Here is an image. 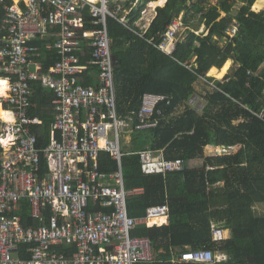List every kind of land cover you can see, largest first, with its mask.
<instances>
[{"label": "built area", "instance_id": "2783aa9c", "mask_svg": "<svg viewBox=\"0 0 264 264\" xmlns=\"http://www.w3.org/2000/svg\"><path fill=\"white\" fill-rule=\"evenodd\" d=\"M125 1L130 0H0V264L154 260L150 239L133 231L154 226L151 219L156 217H165L162 225L168 224L169 205L150 206L141 217L129 214L128 196L141 189L125 187L122 138L155 128L158 105L171 99L146 93L138 111L124 117L118 113L117 64L107 20L127 25L123 13L131 8ZM183 28L182 17L175 18L158 47L172 54L175 48L167 47L172 40L177 43ZM238 30L235 19L226 35L232 39ZM86 48L91 49L89 63L82 61ZM44 51L60 57L47 70L40 59ZM91 67L95 69L89 72ZM35 82L53 94L55 115L45 145L35 129L43 123L33 114ZM257 115L264 119V110ZM233 147L208 146L216 155L231 154ZM103 151L117 161L116 171H101ZM139 154L146 174L182 171L187 165L182 158H167L163 149ZM24 204L38 225L23 223ZM228 231L213 223V240L226 239ZM227 259L225 252L188 248L173 264Z\"/></svg>", "mask_w": 264, "mask_h": 264}, {"label": "trees", "instance_id": "16d2710c", "mask_svg": "<svg viewBox=\"0 0 264 264\" xmlns=\"http://www.w3.org/2000/svg\"><path fill=\"white\" fill-rule=\"evenodd\" d=\"M152 1L155 7L165 3L125 1L126 7H132L127 25L113 17L107 20L111 50L117 59L119 115L138 111L146 93L165 94L171 99L170 104L162 101L158 105L161 113L154 115L158 125L134 130L130 135L132 149L123 151L125 187L141 189L128 196L129 214L141 217L148 207L165 203L170 209L168 224L153 222L155 226L134 229L133 235L150 239L155 253L153 261L137 264H173V259L188 248L228 255L226 261L213 264H264V214L256 210L257 204L264 203V119L257 115L264 110V10H252L255 0H236L241 3L236 15L227 7L229 0L217 4L210 0H168L165 6L156 8L157 15L144 32L136 21ZM182 12L184 25L189 27L192 16L199 15L205 31L194 30L186 36L178 33L176 48L168 54L158 46ZM3 14L0 5V21ZM235 19L239 30L231 39L226 30ZM59 58L54 52L44 51V69ZM189 60L195 63L191 65ZM227 60L237 67L220 80L215 76H224L231 63ZM200 83L206 88L202 111L189 104L190 98L198 94ZM34 86L33 114L43 119L35 129L40 144L45 145L55 115L53 94L40 82ZM209 145H240L241 151L216 155L209 149L206 153ZM147 148L163 149L167 158H182L186 168L167 174L144 173L139 151ZM199 157L204 159L203 164L191 167L189 162ZM99 164L107 173L118 168L117 161L104 151L99 155ZM24 205L23 223L38 225ZM213 223L229 229V236L214 241Z\"/></svg>", "mask_w": 264, "mask_h": 264}, {"label": "rangeland", "instance_id": "374dc122", "mask_svg": "<svg viewBox=\"0 0 264 264\" xmlns=\"http://www.w3.org/2000/svg\"><path fill=\"white\" fill-rule=\"evenodd\" d=\"M219 1H221V0H211V2L213 3V4H217V3H219ZM258 1V3H260L261 5H262V2L261 1H264V0H255V2L253 3V6H255L254 4L256 3ZM263 6H264V3H263ZM227 7H229V9H230V11H231V13L233 14V15H236L237 14V12H238V10H239V8L241 7V4H240V2L239 1H236V0H229L228 1V5H227ZM255 8V7H254ZM263 7L262 6H260V7H257L256 9H262ZM147 9V8H146ZM264 9V8H263ZM261 11V10H260ZM144 12V11H143ZM224 12V13H223ZM222 13V15H225L226 13H225V11H223ZM202 25V26H201ZM143 27H144V25H142ZM191 28V29H190ZM194 31V30H197V32L198 33H200V32H204L205 31V25L203 26V24H202V18L199 16V15H197V16H192V19H190V26L189 27H187L186 25L184 26V28H183V30L181 31V33L182 32H184V35L186 36L188 33H190V32H192V31ZM221 43H223V42H221ZM189 62H190V64L192 65V64H194V63H192L190 60H189ZM230 62V61H229ZM236 67H237V65H235L234 63H233V61H232V64L230 63V66H229V68H228V71L225 73V75H227L228 73H233L234 71H235V69H236ZM207 75H210L209 74V72L207 73ZM211 76H213V75H211ZM215 77H217V76H215ZM218 79H219V77H217ZM197 91H198V94H195V95H193L191 98H190V100H189V104L191 105V106H193L196 110H198V111H202V109H203V107H204V105H205V100H204V98H203V95L205 94V92H206V88H205V86L202 84V83H200V84H198V86H197ZM131 134H127V136H126V133H124L123 134V138H122V143H123V151H130L131 149H132V144H130L131 143V136H130ZM206 149H208L207 151H206V153L209 151V149H211V148H206ZM241 151V146L240 145H238V146H235V147H233V149H232V151H231V154H234V153H238V152H240ZM193 162H192V164L190 165L191 167H199V166H201L202 164H203V161H204V159L203 158H196V159H194V160H192ZM256 210H257V212L259 213V214H264V203H262V204H257V206H256ZM229 234H230V231H228V236H229Z\"/></svg>", "mask_w": 264, "mask_h": 264}, {"label": "crops", "instance_id": "0c3cea01", "mask_svg": "<svg viewBox=\"0 0 264 264\" xmlns=\"http://www.w3.org/2000/svg\"><path fill=\"white\" fill-rule=\"evenodd\" d=\"M158 1V0H157ZM167 1L168 0H165V3L163 4V5H161V4H158L156 7H155V4L153 3V1L152 2H149L148 4H147V9H145L144 10V12L142 13V16L140 17V19H138L137 21H136V24H141V25H145V27L143 28V26H139V28L141 29V30H144V32H146L148 29H149V27H150V25H151V23H152V21H153V19L156 17V15H157V11H156V8L158 7V6H165L166 5V3H167ZM211 1V0H210ZM262 2V5L260 4V6H262L263 8H264V6H263V3H264V1H261ZM258 3V1L255 3V4H257ZM241 4V3H240ZM254 4V5H255ZM129 8H131L132 9V7L130 6ZM260 9V10H264V9ZM152 10V11H150V12H148V13H146L148 10ZM252 10L253 11H256V12H258V11H260L259 9H256V8H254V6L252 5ZM131 12V10H126L123 14L124 15H127V17H128V15H129V13ZM224 13V12H223ZM222 13V14H223ZM178 17H182V19L184 18V12H182ZM177 17V18H178ZM137 26V27H138ZM185 26V25H184ZM202 26V25H201ZM203 26H204V24H203ZM191 29V28H190ZM183 30V29H182ZM192 31V30H191ZM181 32V31H180ZM179 32V33H180ZM223 42V41H222ZM172 43V41L169 43V45ZM173 47L174 48H176V43H172L171 44V47H170V49L172 48L173 49ZM91 49L90 48H86V56L85 57H83V59H82V61L84 62V63H89L90 61H91V59H89V60H86L87 59V57L90 55L91 56ZM41 59V58H40ZM42 61H43V59H41ZM86 61V62H85ZM228 61H231V64H232V60H227L226 62H228ZM226 62H225V64H226ZM224 64V65H225ZM223 65V66H224ZM95 69V68H94ZM93 69V67H91L90 69H89V72L90 71H93L94 70ZM219 69V68H218ZM221 69V68H220ZM228 71V70H227ZM226 71V72H227ZM225 74H224V76L223 77H221V78H219L220 80H225L224 78H225ZM217 78V77H216ZM236 146H238V145H236ZM194 160V159H193ZM192 160L189 162V165H191L192 164ZM141 191V190H140ZM139 191V192H140ZM165 217H160V218H158V220L155 222V223H158L159 225H162V224H164L165 223ZM155 226V225H154Z\"/></svg>", "mask_w": 264, "mask_h": 264}, {"label": "bare ground", "instance_id": "6f19581e", "mask_svg": "<svg viewBox=\"0 0 264 264\" xmlns=\"http://www.w3.org/2000/svg\"><path fill=\"white\" fill-rule=\"evenodd\" d=\"M150 11H152V10L150 9V10H148L146 13H148V12H150ZM172 43H174V40H172ZM172 43H171V44H172ZM171 44L167 47L168 50L170 49ZM158 218H160V217L152 218V219H151V223L156 222V221L158 220Z\"/></svg>", "mask_w": 264, "mask_h": 264}, {"label": "water", "instance_id": "95a60500", "mask_svg": "<svg viewBox=\"0 0 264 264\" xmlns=\"http://www.w3.org/2000/svg\"><path fill=\"white\" fill-rule=\"evenodd\" d=\"M114 58H115V60H116V64H117V59H116V57L114 56Z\"/></svg>", "mask_w": 264, "mask_h": 264}]
</instances>
